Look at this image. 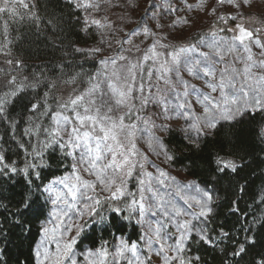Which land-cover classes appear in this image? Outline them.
I'll return each instance as SVG.
<instances>
[{
	"label": "snow or ice",
	"instance_id": "obj_1",
	"mask_svg": "<svg viewBox=\"0 0 264 264\" xmlns=\"http://www.w3.org/2000/svg\"><path fill=\"white\" fill-rule=\"evenodd\" d=\"M63 4L61 58L0 69V264H264V188L238 205L264 164V5ZM36 9L0 0L5 57Z\"/></svg>",
	"mask_w": 264,
	"mask_h": 264
},
{
	"label": "trees",
	"instance_id": "obj_2",
	"mask_svg": "<svg viewBox=\"0 0 264 264\" xmlns=\"http://www.w3.org/2000/svg\"><path fill=\"white\" fill-rule=\"evenodd\" d=\"M36 4V10L42 18L39 29L29 20H15L10 23L7 39L11 41L8 45L11 55L5 57L3 53H0V69L13 70L4 62L6 59L23 61L27 65L25 72L39 70L41 66L50 69L61 58L62 52L59 50L61 42L66 44L67 39L70 38L67 21L68 9L64 6L63 0H36ZM53 17L65 21L61 24L62 32L59 29L53 31V28L47 24V20ZM2 31V26H0V32ZM5 42L3 35H0V43ZM85 68L88 71L96 70L91 63L86 64ZM262 169H264V164L257 161L246 170L247 192L242 194L238 201L242 211L257 212L260 210L254 203L253 196L264 188ZM221 219L224 217L221 216ZM228 222L231 223V221ZM128 234L132 235L133 239L136 238L131 228L128 229ZM205 255L210 260V264H219L218 259L212 260L208 254Z\"/></svg>",
	"mask_w": 264,
	"mask_h": 264
},
{
	"label": "rangeland",
	"instance_id": "obj_3",
	"mask_svg": "<svg viewBox=\"0 0 264 264\" xmlns=\"http://www.w3.org/2000/svg\"><path fill=\"white\" fill-rule=\"evenodd\" d=\"M145 3V0H140V4H141V8L143 7ZM260 5H264V0H254V9H251L249 11H259V6ZM124 13H122L121 9H116L112 18L113 19H116L118 16L122 15ZM136 15H139V9L137 10L136 12ZM165 16H167V13H164ZM208 18H204V17H201L200 20L198 21L197 25H196V28L195 29H188L184 35L187 37L189 35H192L194 34L195 31L197 30H207V27H208ZM258 26V25H257Z\"/></svg>",
	"mask_w": 264,
	"mask_h": 264
}]
</instances>
